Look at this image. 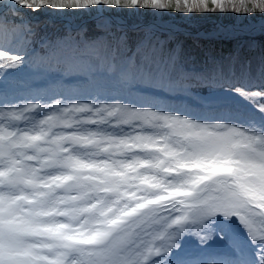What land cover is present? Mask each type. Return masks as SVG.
<instances>
[{
  "label": "snow or ice",
  "instance_id": "1",
  "mask_svg": "<svg viewBox=\"0 0 264 264\" xmlns=\"http://www.w3.org/2000/svg\"><path fill=\"white\" fill-rule=\"evenodd\" d=\"M257 32L264 0H0V264H264Z\"/></svg>",
  "mask_w": 264,
  "mask_h": 264
},
{
  "label": "rangeland",
  "instance_id": "2",
  "mask_svg": "<svg viewBox=\"0 0 264 264\" xmlns=\"http://www.w3.org/2000/svg\"><path fill=\"white\" fill-rule=\"evenodd\" d=\"M63 15H61V16H59V17H55L54 19L56 20L57 18L58 19H60V21H61V19H63ZM66 19V18H65ZM67 19H72L73 21H75L74 20V17L72 16V17H68ZM145 19H151V17H145ZM164 20L165 21H169V20H171V21H175L176 23H177V25H180V26H182V27H191V25H193V23L195 22V21H191L190 23H188V22H186L182 17H179V16H174V17H165L164 18ZM221 22V21H220ZM221 23H223V22H221ZM218 26H219V24H217V25H213V26H211L212 28H208V29H203V32H206V33H208L207 35H210V36H216V37H223V36H220V35H217L216 33H217V28H218ZM249 36H246V35H243V36H241L240 37V39H242V40H246V41H249ZM234 42H237L236 40H234ZM258 55V54H257ZM232 219V218H231ZM233 220V219H232ZM222 230H224L225 231V234L226 235H230L231 234V231H232V226L230 225V224H228L227 222L225 223V226L223 227V229ZM217 247H219V243L216 245ZM187 249L188 250H192V251H196L197 250V248H196V242L194 241V240H188V244H187Z\"/></svg>",
  "mask_w": 264,
  "mask_h": 264
},
{
  "label": "trees",
  "instance_id": "3",
  "mask_svg": "<svg viewBox=\"0 0 264 264\" xmlns=\"http://www.w3.org/2000/svg\"><path fill=\"white\" fill-rule=\"evenodd\" d=\"M211 17H216V16H211Z\"/></svg>",
  "mask_w": 264,
  "mask_h": 264
}]
</instances>
